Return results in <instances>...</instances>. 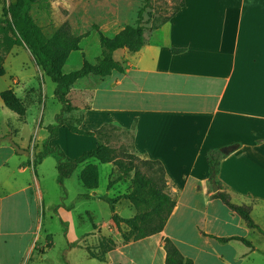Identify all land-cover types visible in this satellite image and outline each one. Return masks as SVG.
<instances>
[{"label":"crops","instance_id":"crops-1","mask_svg":"<svg viewBox=\"0 0 264 264\" xmlns=\"http://www.w3.org/2000/svg\"><path fill=\"white\" fill-rule=\"evenodd\" d=\"M183 3L167 23L146 33L141 50L114 52L124 73L113 71L103 80L83 78L67 95L71 105L82 112L83 131L107 123L130 129L135 123L134 149L162 165L175 199L161 233L128 243L117 236L114 249L101 261L91 259L94 264H165L164 238L193 264H264V0ZM58 6L69 11L61 22L68 21L76 36H97L91 27L94 24L112 38L127 26V0H48L41 9L32 7V17L41 27L52 21ZM72 22L81 26L74 29ZM80 49L69 58L80 52L86 56ZM96 143L95 137L60 127L45 145L57 146L67 158L75 159ZM230 146L235 149L220 161L217 180L231 203L251 207V218L261 232L249 229L219 199L211 197L215 192L208 183L206 153ZM0 150L7 151L8 158L20 157L8 144ZM87 164L97 166L98 176L100 166L107 167L108 179L117 174L112 164L96 160L77 166L82 170ZM5 166L3 160L0 168ZM19 168L21 172L36 170L28 165ZM2 185L0 237L2 230L19 231L18 213L24 208L19 199L15 209L2 207L8 198ZM93 193L99 194L97 189L85 194L97 199ZM121 201L127 207V218H132L135 210L124 199L115 204V213L119 215ZM37 208L34 199L29 205L31 229L37 227ZM15 222L16 228L9 225ZM7 237L13 244L20 241L11 233ZM33 240L28 237L21 252L23 262Z\"/></svg>","mask_w":264,"mask_h":264},{"label":"rangeland","instance_id":"rangeland-1","mask_svg":"<svg viewBox=\"0 0 264 264\" xmlns=\"http://www.w3.org/2000/svg\"><path fill=\"white\" fill-rule=\"evenodd\" d=\"M143 2L144 0H127V25L134 24L137 11ZM13 3L14 0H0V18L2 20L8 18L6 10ZM176 3L177 0H152L150 7L144 13L147 26L151 27L169 18ZM44 4L34 7L41 9ZM131 13L134 14L133 20V14L132 17L129 16ZM68 14L69 11L66 8L58 6L54 9L52 21L43 22L41 25L44 35L50 37ZM38 18H36L37 22ZM71 24L74 29L81 26L75 22ZM107 37L109 36L107 35ZM12 40V31L5 23H2L0 25V71L2 72L0 91L12 88L26 105L27 111L25 117L20 119L15 113L5 108L0 100V147H4L6 144L10 145L8 141L11 139L13 143L28 151L29 154L19 155L20 160H18L16 157L8 158L7 151L0 150V163L3 160L6 163L5 167L0 168V182L4 184L2 190L5 193V198L8 197L2 207L15 209L17 199L24 202V208L22 207L18 213L19 231L2 230V234H4L3 237H0V264H21L23 262L21 252L28 237L34 238V240L22 264H48L57 259L64 248V238L62 226L50 208L54 204L59 205L62 198H64L62 203L66 207L60 208L59 213L69 220L67 238L71 242L78 241L80 243L78 248L72 249L69 253V260L71 264H94L89 258L88 250L98 254L96 260L101 261L103 255L99 254L98 242L111 240L113 242L112 249H114V240L117 236L121 238V235L118 229H114L111 221L112 214L107 203L98 198H80L87 192L78 179L81 166L75 167L69 176H65L69 171L64 172L62 176V173L57 170L59 157L56 152H52L36 167L35 172L32 169L20 171L19 167L28 165V162L31 163L33 156L45 149L44 146L48 140V127L54 124V118L60 113L61 105L53 95V83L34 64L30 52L25 47L13 45ZM80 44L82 51L85 50L86 56L80 52L68 58L64 67L65 72L78 69L81 65H77V63L83 57L90 63L100 57L102 49L96 35L94 37L89 34L85 35ZM75 58L79 61L77 62ZM110 145L116 149L120 148V151L123 149L127 152L133 151L131 134L122 135L117 132L110 140ZM21 160L23 163L18 166ZM107 170V167L100 166L97 187L99 194L97 195L115 198L124 194L130 186V178L126 177L122 181H118L116 180L117 174L114 172L108 179ZM109 180L115 181L113 185L118 182L120 185L113 188L112 185V189H108ZM34 199L38 205V219L37 227L34 225L31 229L33 222L29 205ZM124 204L123 201L118 204V212L119 216L127 218V207ZM14 215L16 216L17 213ZM9 225H15L16 228L17 222ZM93 225H99L100 228L97 226L93 228ZM31 231L32 236H29ZM120 231L126 232L128 229L121 225ZM9 233L19 238L20 241L13 244L7 237ZM47 235L51 236L52 247L49 249L45 248Z\"/></svg>","mask_w":264,"mask_h":264},{"label":"trees","instance_id":"trees-1","mask_svg":"<svg viewBox=\"0 0 264 264\" xmlns=\"http://www.w3.org/2000/svg\"><path fill=\"white\" fill-rule=\"evenodd\" d=\"M47 0H14L6 10L8 18L2 20L0 25L5 23L12 31V44L19 47H25L33 59L34 64L41 70L43 75L54 85L53 95L56 101L61 105L60 113L54 118V124L48 127V140L57 135L60 127L67 128L71 133L95 137L97 143L94 149L83 152L75 159L67 158L56 146L53 149H45L39 154L33 156L32 162L28 166L36 168L42 163L43 159L52 152H56L59 157L57 165L58 172H72L77 165L89 160H96L101 164H112L117 170L116 180L122 181L124 178H130L128 190L115 198H109L105 195H96V197L109 205L111 211V221L119 230L124 243L137 241L162 232L170 214L175 207V199L169 192L170 184L166 177L162 165L158 161H152L145 156H141L133 146L135 123L130 129H124L114 123H107L99 129L83 131L80 129L82 122V112L73 107L67 98V95L74 84L86 77L93 76L103 80L111 73H124L123 65L116 61L113 54L116 50L126 49L131 53L138 52L145 45L146 33L157 30L167 23L183 6V0H177L173 12L169 18L148 27L144 19L146 9L150 7L152 0H144L143 5L137 11V18L133 25H127L120 30L114 37L109 38L103 35L99 28L92 24L91 27L97 32L100 47L102 49L100 57L94 63H89L83 59L81 66L70 72H65L64 67L69 56L80 51V41L86 35L76 36L72 33L68 21L62 22L51 34L46 37L40 27L31 15V9L35 5L46 3ZM150 15V13H148ZM2 72L0 71V75ZM0 100L5 108L15 113L20 119L26 115V105L18 98L12 88L0 91ZM122 135L131 134L132 150H121L110 145V140L116 133ZM234 146L226 147L223 150H209L206 153L208 166V183L216 185V191L211 197L219 199L232 213L240 217L249 229L260 228L251 218V207L246 205H236L231 203L229 195L223 190L220 182L217 180V173L220 161L234 150ZM120 151V152H119ZM67 174V175H68ZM65 175V176H67ZM87 192L94 191L98 187L99 176L96 165L87 164L78 175ZM115 181L109 180L107 188H111ZM88 194H83L80 198H88ZM60 200L59 205H52L50 210L55 214L62 226L63 238L69 234V220L59 213V209L66 207ZM124 199L128 201L135 210L132 218H122L115 213V204ZM124 225L128 231H120V226ZM95 225H93V228ZM219 242H225L226 239L216 238ZM45 248L52 247L51 236H46ZM246 246L250 243L239 238ZM113 242L111 240H101L98 242L99 254L105 255L112 250ZM163 249L165 251V264H193L188 258L183 257L171 240L163 239ZM89 258L96 259L98 254L88 250Z\"/></svg>","mask_w":264,"mask_h":264},{"label":"water","instance_id":"water-1","mask_svg":"<svg viewBox=\"0 0 264 264\" xmlns=\"http://www.w3.org/2000/svg\"><path fill=\"white\" fill-rule=\"evenodd\" d=\"M8 142L17 154L19 155L29 154L28 151L21 149L17 144L13 143L11 139H9ZM70 174L71 172L67 176H69ZM217 190H218V187L215 184L212 185V191L216 192ZM63 240H64V248L62 252L59 254L56 260L50 261L48 264H71L69 260V253L71 252L72 249L78 248L80 246V243L78 241L71 242L68 240V238H65Z\"/></svg>","mask_w":264,"mask_h":264}]
</instances>
